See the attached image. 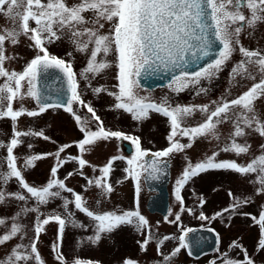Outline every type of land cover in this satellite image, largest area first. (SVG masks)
I'll list each match as a JSON object with an SVG mask.
<instances>
[{
	"label": "snow or ice",
	"instance_id": "snow-or-ice-1",
	"mask_svg": "<svg viewBox=\"0 0 264 264\" xmlns=\"http://www.w3.org/2000/svg\"><path fill=\"white\" fill-rule=\"evenodd\" d=\"M0 15L10 22L9 27L0 30V119L10 118L12 122L9 140H0V149L6 153L0 156V208L15 204L18 209L10 217H0V248L14 239L20 241L0 258V264H44L38 241L50 223L57 225L56 239L51 243L57 264H69L62 252L64 234L69 225L86 234L90 232L78 241V246H97L116 231L132 228L143 237L137 240L142 252H147L149 246L155 244L156 254L160 257L156 264H173L174 258L188 247L185 238L193 231L182 224V214L196 213L195 208L186 206L182 196V191L193 178L210 171L232 172L242 177L254 175L249 183L256 186L255 195L264 196V144L259 145L260 154L253 155L252 146L247 142L250 134L264 138V117L256 111V103L264 100V48L249 49L242 43L243 36H252L260 25H264V0H77L71 5L68 0H0ZM21 37L29 41V49L36 54L18 72L6 66L20 58L17 54H9L6 45L18 46ZM65 40L73 49L65 54L71 59L59 58L49 51L51 45ZM74 52L86 57V65L79 72L73 66ZM237 52L241 59L231 65V80L239 78L252 83L235 98L222 97L209 104L182 106L173 105L167 96L157 100L150 93L140 94L144 90L141 81L154 76L168 77L167 87L175 93L189 88L197 95L206 93L202 81L211 80L223 71ZM50 69L63 74L66 91L40 85ZM110 70H114L116 83L111 87L93 85ZM52 92L57 93L56 99H53ZM89 92L93 97L106 94L114 98L115 103L108 110H122L138 123L150 119L151 113L168 118L169 146L149 153L142 149L139 137L106 128L92 102L84 98ZM25 100L33 101L34 107L26 108ZM16 103L20 107H14ZM56 109L73 117L82 137L59 144L54 152L26 155L22 158L23 165L19 166L21 158L14 154V150L24 144L25 139L57 143L42 128L19 130V119L39 118ZM82 111L85 114L82 115ZM197 113L202 115V121L187 125V120L194 119ZM226 123L231 124L227 142L195 164L188 160L175 180L173 195L179 210L173 215L170 209L164 222L175 225L180 234L159 236L160 222L154 229L140 211L141 176L147 174L146 178H158L169 167L174 154L191 149L199 138L221 141L220 127ZM177 137L187 138L188 142L181 143ZM112 139L130 141L135 147L134 154L127 159L128 167L124 169L127 173L124 179L131 177L135 181V207L97 211L89 207L82 193L68 187L66 181L79 174L85 181L83 191L97 190L99 199L95 201L96 205L109 200L114 191L110 182L114 162L125 157L111 156L104 166L98 168L85 158V154L91 153L99 142ZM72 147L77 148V155L62 156ZM33 148L34 144L28 142L29 153ZM221 152L251 158L244 164L236 160H218ZM149 155L152 157L150 161L145 159ZM47 158L54 160L49 178L41 186L30 184L23 173L34 167L35 162ZM70 163L76 165L74 170L63 179L59 178L60 170ZM86 167L100 175L90 178L85 175ZM13 180L17 190L10 191ZM119 183L122 181H116ZM228 196L230 204L227 207L212 216L201 210L197 218L224 222L225 219L231 221L234 215L249 217L260 230L255 252H264V205H261L258 216L252 215L242 211L254 202L251 197H238L231 190ZM196 198L197 206L203 209L207 201L202 196ZM54 202H59L58 208L47 213L41 210ZM77 213L86 217L89 223L78 220ZM29 214H35L30 229L34 233L32 237L28 236L29 229L22 223ZM216 237L219 245V233ZM172 240L178 243L165 254L163 248ZM232 249H238L242 258L232 257ZM217 251L220 252L219 247ZM71 264L94 262L75 258ZM122 264H139V261L125 258ZM211 264H217V261L213 260ZM219 264H255V259L242 244L233 241L228 251L220 252Z\"/></svg>",
	"mask_w": 264,
	"mask_h": 264
},
{
	"label": "rangeland",
	"instance_id": "rangeland-1",
	"mask_svg": "<svg viewBox=\"0 0 264 264\" xmlns=\"http://www.w3.org/2000/svg\"><path fill=\"white\" fill-rule=\"evenodd\" d=\"M77 0H68L69 5L76 3ZM10 26V22L6 18L0 15V30H3ZM242 43L249 49L264 48V25H260L256 32L252 36H243ZM29 41L21 37L20 43L16 47L6 45L9 54H17L20 58L12 62L10 65H6L16 71H21L22 67L27 61H30L36 54L33 50H30ZM51 54L65 59H71L65 54L69 51H73L72 46L65 40L57 42L49 47ZM74 54V69L79 72L86 65V57L79 53ZM241 59L239 53H235L233 60L224 67L218 75L211 80L202 81V87L207 89L206 93L196 94L193 89H185L182 92H172L167 84L162 86H155L153 88H143L140 92L141 95H148L149 93L154 99L159 100L160 97L167 96L170 103L173 105H199L209 104L211 101H219L222 97L231 99L235 98L242 91L247 90L251 85V81H232L230 76L231 65ZM114 70L108 71L103 78H99L93 82L94 86L99 84H107L111 87L112 84L116 83L113 79ZM83 84V82H81ZM86 101H91L93 106L97 110V114L104 120L106 128L110 130H119L130 136H137L141 140V147L144 150H163L169 146L167 136L170 132V126L168 118L151 113L150 119L143 123L134 121L130 114L124 113L122 110H108L114 105V98L102 94L99 97H93L89 92L85 95ZM24 106L26 108H33L34 102L31 100H25ZM14 107H20L19 103L14 104ZM86 111V110H85ZM82 111L81 114H85ZM256 111L264 117V100H260L256 103ZM203 119L200 113H197L194 119H188L187 125L191 126L197 122H201ZM33 129H44L46 134L52 137L57 143L45 142L42 139H25L24 144L14 150V154L21 159L18 161L19 166L23 165V157L29 154H39L43 152H54L59 144L71 143L82 137L79 132L73 117L64 112L62 109L50 110L43 114L39 118H28L22 117L18 121V129L21 131ZM231 131V124L226 123L220 127L221 141L217 142L211 139L199 138L195 141L194 146L191 149L185 150L183 153L174 154L169 160L170 174L169 182L167 185L168 189V209L164 215L159 213H152L147 211L145 208V201L149 194V191L145 188L142 176L140 178V211L150 222L155 229L157 222L159 221V228L157 234L163 235H179L175 225H170L164 222V217L168 215L169 210H172L173 215L179 210V205L174 199L173 188L175 180L178 175L182 173L183 168L186 166L188 160L193 164L205 159L211 155L213 151L218 150L224 143L227 142V137ZM12 133V122L10 118L0 119V140L8 141ZM181 143H187V138H180ZM31 142L34 144V148L29 153L27 149V143ZM130 144L131 142L128 141ZM247 142L251 144V153L253 155H259V145L264 144V138L259 137L257 134H250L247 137ZM132 150L129 153L124 151L121 140L112 139L111 141H101L97 144L91 153H86L85 158L93 165L98 168L104 166L107 160L111 156L123 155L124 160H118L114 162V171L110 175V182L114 185V191L110 196L109 200H104L98 206L95 201L99 199L98 192L95 188H90L88 191H83V185L85 184L79 174L74 175L66 181L68 187H72L76 192L82 193L88 201V205L93 210L97 211H111L115 209L131 210L135 207V181L129 177L124 179L127 173L124 169L128 167L127 159L135 152L134 145L131 144ZM6 153L3 149H0V156H4ZM77 155L78 150L76 147L66 150L62 156L66 155ZM187 158V159H186ZM249 155H243L236 157L231 153L221 152L218 160H236L238 163L244 164L250 160ZM54 160L52 158L43 159L35 162V166L25 171L23 174L26 180L35 186L43 185L50 175V169L53 166ZM76 167L75 164H66L59 172V178L63 179L69 171H73ZM85 175L90 178L93 176H99L100 173L92 172L91 168L86 167L84 169ZM253 176L242 177L239 174L225 171H210L202 173L199 176L193 178L185 189L182 191V196L185 199L187 207L195 208V215H189L187 213L182 214V224L185 228L193 225H199L202 227H211L216 233H219L220 244L225 245L231 239L239 242L246 248L250 255L255 259V264H260L264 261V252L256 253L255 248L260 238L259 227L253 224V221L243 215H234L231 221L225 219L224 222L220 220L216 221H201L197 218L199 212L202 210L206 215L212 216L215 212L227 207L230 204L228 191L231 190L238 197H251L254 201L248 206L242 209L245 213L252 215L259 214L261 205H264V196L255 195L256 186L249 183L250 179H254ZM116 181H122V183L116 184ZM10 191L17 190L15 180L9 185ZM193 190L195 197L193 196ZM203 197L207 202L203 209H200L198 205V199L196 197ZM59 202L49 204L46 208L42 207V211L50 212L52 209L58 208ZM15 204L11 207L0 208V217H10L15 211H17ZM35 214H29L22 221L27 228L28 236L32 237L34 233L30 230L33 225ZM76 218L84 223H89L88 219L82 214L77 213ZM170 219L173 217H169ZM229 224L230 226H225ZM46 231L43 232L38 241V251L41 255L44 264H57V261L53 258L51 251V243L56 239L57 225L50 223L45 226ZM2 231V230H0ZM87 234H90L87 233ZM86 233L79 229H75L70 225L66 228L63 243L62 252L66 256L69 264L75 259L96 261L100 264H122L125 258H131L134 260H140L143 264H156V261L160 259L155 251V244L149 246L147 252H142L137 240L143 239L142 236L132 228H122L112 234L111 238L102 239L97 246L81 245L78 246V241ZM27 242V240H25ZM20 243L19 239H14L3 248H0V258H3L8 252H10L12 245ZM178 241L172 240L166 243L163 248L165 254L170 252ZM234 258H242V253L238 249H233ZM206 259V258H205ZM204 259V261H205ZM203 259H192L186 257L181 251L180 254L173 260V264H202ZM219 264V263H217Z\"/></svg>",
	"mask_w": 264,
	"mask_h": 264
},
{
	"label": "water",
	"instance_id": "water-1",
	"mask_svg": "<svg viewBox=\"0 0 264 264\" xmlns=\"http://www.w3.org/2000/svg\"><path fill=\"white\" fill-rule=\"evenodd\" d=\"M169 82L168 77H150L141 81L142 87L153 88L155 86L164 85ZM45 84L50 85L53 89H65L66 86L63 83V74L56 69H50L49 73L45 75L41 81L40 85ZM53 99H56L57 93L52 92ZM63 95V93H60ZM66 98V97H65ZM124 149L126 152H130L131 146L127 142H123ZM149 153L160 151V150H148ZM146 160H151L152 157L149 155L145 158ZM170 167L165 169L160 173L158 178L151 179L146 178L147 174L142 176V180L145 188L150 191L145 201V208L149 212H159L162 215L166 213L168 209V189L167 185L169 182ZM193 231L188 233L185 238V243L188 246L186 248L187 252H191V255H198L204 250L211 249L215 245V233L214 231H209L207 227L201 226H191L189 227Z\"/></svg>",
	"mask_w": 264,
	"mask_h": 264
},
{
	"label": "flooded vegetation",
	"instance_id": "flooded-vegetation-1",
	"mask_svg": "<svg viewBox=\"0 0 264 264\" xmlns=\"http://www.w3.org/2000/svg\"><path fill=\"white\" fill-rule=\"evenodd\" d=\"M215 231V230H214ZM215 236H216V232H215ZM234 240L233 239H231L227 244H225V245H222V244H220L219 243V245L217 244V237H216V244H215V246H214V248L213 249H209V250H205V251H203V252H201L199 255H197V256H191V255H189V253L186 251V248L185 249H182V251H183V253L186 255V257H188V258H192L193 260L195 259H203V262H202V264H211V262L213 261V260H216L217 261V263H219V254H220V252H225V251H228V246L233 242ZM219 247V250H220V252H218L217 251V248ZM230 255L233 257V249L231 250V252H230ZM206 258V259H205ZM204 259H205V261H204ZM137 261H139V264H143V263H141V261L140 260H137ZM94 262V264H100V263H98V262H96V261H93ZM260 264H264V261L263 262H261Z\"/></svg>",
	"mask_w": 264,
	"mask_h": 264
}]
</instances>
